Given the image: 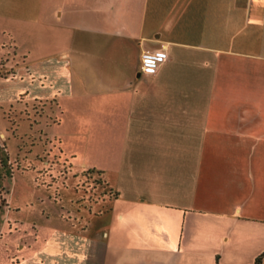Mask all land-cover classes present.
Masks as SVG:
<instances>
[{
    "label": "crops",
    "instance_id": "crops-1",
    "mask_svg": "<svg viewBox=\"0 0 264 264\" xmlns=\"http://www.w3.org/2000/svg\"><path fill=\"white\" fill-rule=\"evenodd\" d=\"M39 15L17 18L0 99L48 104L52 142L82 147L107 191L77 225L34 227L4 264H251L264 251V0H79Z\"/></svg>",
    "mask_w": 264,
    "mask_h": 264
},
{
    "label": "rangeland",
    "instance_id": "rangeland-1",
    "mask_svg": "<svg viewBox=\"0 0 264 264\" xmlns=\"http://www.w3.org/2000/svg\"><path fill=\"white\" fill-rule=\"evenodd\" d=\"M70 2L79 0H0V74L7 72L3 63L18 58L17 18ZM24 96L10 104L0 99V264L20 256L13 247L30 241L34 227L77 225L76 210L107 191L100 171L82 166V147L62 151L52 142L59 127L49 105Z\"/></svg>",
    "mask_w": 264,
    "mask_h": 264
},
{
    "label": "built area",
    "instance_id": "built-area-1",
    "mask_svg": "<svg viewBox=\"0 0 264 264\" xmlns=\"http://www.w3.org/2000/svg\"><path fill=\"white\" fill-rule=\"evenodd\" d=\"M157 56L150 53H144L141 56L140 68L146 72H153L155 69Z\"/></svg>",
    "mask_w": 264,
    "mask_h": 264
},
{
    "label": "trees",
    "instance_id": "trees-1",
    "mask_svg": "<svg viewBox=\"0 0 264 264\" xmlns=\"http://www.w3.org/2000/svg\"><path fill=\"white\" fill-rule=\"evenodd\" d=\"M264 255V251L255 256L254 261L251 264H260L261 258Z\"/></svg>",
    "mask_w": 264,
    "mask_h": 264
}]
</instances>
